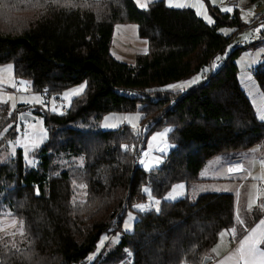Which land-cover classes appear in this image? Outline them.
Masks as SVG:
<instances>
[{
	"label": "trees",
	"instance_id": "obj_1",
	"mask_svg": "<svg viewBox=\"0 0 264 264\" xmlns=\"http://www.w3.org/2000/svg\"><path fill=\"white\" fill-rule=\"evenodd\" d=\"M209 11L213 23L191 7H169L165 0H148L146 8L135 0H0V64L13 63L16 77L44 97L87 84L71 108L61 107L65 111H29L43 117L48 133L33 167L25 165L21 149L9 152L7 142L16 131L9 127V109L0 104V215L9 212L17 219L0 232V264H83L102 234L120 231L124 212L145 197L141 186L146 184L158 198L179 181L188 193L162 201L159 212L140 214L133 231L121 234L115 245L108 241L92 264H124L125 250L130 264H202L204 257H214L222 231L240 234L242 218L246 227L250 224L235 192L189 196L208 161L244 156L264 141V121L240 86L234 60L242 46L232 45L245 26L237 10L212 6ZM118 24H134L146 41L133 63L110 52ZM220 27L234 31L223 34ZM227 51L223 65L197 85L184 92L166 88L210 69ZM252 75L264 97V54ZM136 109L143 125L154 122L147 135L171 127L174 147L150 171L131 161V145L141 135L127 127H99L106 112Z\"/></svg>",
	"mask_w": 264,
	"mask_h": 264
},
{
	"label": "rangeland",
	"instance_id": "obj_2",
	"mask_svg": "<svg viewBox=\"0 0 264 264\" xmlns=\"http://www.w3.org/2000/svg\"><path fill=\"white\" fill-rule=\"evenodd\" d=\"M135 2L138 8H146L148 0H135ZM170 2L173 5L182 4L184 5V7L193 8L197 13V15L200 16L207 23H209L208 22L209 19L213 21V18L209 11L210 7L212 6L218 7L221 11L229 12V13H232L235 10H237L238 16L241 22L245 26L240 31L238 37V41L241 43L242 49L240 50L239 54H237V56L234 58L238 67L237 76L240 86L246 92L255 110L257 118L259 120L264 121V97L257 84L256 79L252 75V68L256 66V64L260 61L262 55L264 54V39L260 42L258 41L261 40L259 38L261 37L262 32H264V19L259 21L255 20V22L256 21L258 22L255 23L253 21L254 22L253 24L250 22L252 19V15L255 12L264 11V0H259L257 2H250L249 0H165V4L168 6ZM141 5H143V7H141ZM175 8H182V7H175ZM224 9H229V11H224ZM219 31L222 32L223 34H229L234 30L231 27H220ZM119 46H120V42L119 41L117 42L116 38L112 39L111 51L113 48H114L113 49L114 53H116L117 50L118 51L121 50ZM226 53L228 55L229 51L224 52L222 53V55L218 56L219 58H221L219 61H217L218 57L213 60V64H218L217 67L218 69L223 65L224 61L226 60L227 57ZM200 75L201 73H195L188 78L168 84L166 88L168 89L169 85L181 84L185 81H188ZM204 77H202L201 80L204 79ZM82 84L85 85L82 93H80L79 95H69L67 98H65L64 95L65 93L70 94L73 89H78ZM30 87L31 86L28 80L22 77H16L13 63L8 62V63L0 64V104L6 105L7 108L9 109V113L12 117V120L9 123V127L11 126L14 127V130L16 131L15 137L7 142L8 150L12 155H14L17 149H21L23 155V161L27 167L30 166H28L26 163V158L24 155L25 150H28V159L34 160L35 161L34 165H35L36 164L35 153L42 146L44 141L47 139L48 133L43 122V117L41 115H37L35 120H23V121L18 119L19 115L21 113L29 112L34 107L39 108L41 112H52V113H60L61 107H65L69 109L71 108L74 99L80 98L85 94L87 89V84L86 82L82 81L75 85L63 88L58 94L54 96H50L48 101H45V97L42 94L33 92ZM151 96L154 97V95ZM21 101H28V103H21ZM13 105H15V107H13ZM18 105L21 106L18 108ZM53 108H55L56 110L53 111L52 110ZM142 117H143L142 111L138 109L110 111L103 114L99 122V127L102 130H115V129L127 127L135 135H140L143 127L147 126V130H148L149 125L154 123L153 121H150V123H146L143 125L141 123ZM111 125H118V127H112ZM168 130H171V127L169 125H164L150 131L148 135L146 132V135L143 138L140 137L144 145L143 153H147V156L144 158L145 164L152 163L153 157H162L164 162L166 155L169 153L170 149L172 148L169 147L172 144L169 140L170 131ZM159 133H165V135L163 137L158 136L156 140H152V137ZM34 144L38 145V147L33 148ZM137 145L138 144L131 145V150H134L135 146ZM158 148H165L166 152H160L157 150ZM222 158H223L222 155L213 158L208 163L206 167L207 169H204L201 172V174H205L209 172V173H218V175H222L221 177L228 176L229 173L226 171V168L224 167L222 168V174H220L219 172V165L221 163ZM244 159H245L244 163L246 164L251 163L250 169L244 172L245 176L250 177L248 183L249 185L248 187L250 190V201L251 202L260 201L261 198L264 199V141L256 146H253L247 152H245ZM163 162L159 164L157 167L161 166ZM140 167L144 171H150V170H146V168L141 164ZM180 185H183V187H179ZM144 187L150 188V186L146 184L141 186V189ZM174 188H175V192H173ZM229 189L234 191L233 186H228V183L226 182L204 181L193 184L191 187H189V196L195 197L198 194L203 193L205 191H224ZM169 193H173V195H176L177 193H182V195H179L176 199L184 197L186 195L185 183L182 181L174 183L161 198L154 197L151 192L150 194H145L141 191V194H143L145 197L143 199L141 198L136 199L134 202L131 203L130 207L126 209V211L124 212L120 231L110 236L106 233L102 234L98 242L96 243L95 248L87 256L83 264H92L94 261H96L99 258L102 249L104 248L105 244L108 241H110L111 246L116 244V242H114V238L117 235H119L120 238V235L125 233L124 222L128 220V214L131 213L132 216L134 217H138L140 214H142L141 212H139L138 209L134 207L135 205H147L153 199H155L161 201L159 205V209H160L162 201H164V197L167 196ZM257 206L260 207V205L258 204ZM134 222L135 220L131 222L132 223L131 231H133ZM16 224H17L16 217H13L9 212H6V215H2V216L0 215V232L8 228H12ZM105 236H107L108 239L103 241V247H98V245L101 244V241ZM104 264H108V263H104Z\"/></svg>",
	"mask_w": 264,
	"mask_h": 264
},
{
	"label": "crops",
	"instance_id": "obj_3",
	"mask_svg": "<svg viewBox=\"0 0 264 264\" xmlns=\"http://www.w3.org/2000/svg\"><path fill=\"white\" fill-rule=\"evenodd\" d=\"M131 37V38H130ZM116 38L117 42H120L119 48L121 50H117L116 53L113 52V49L110 52L112 56H114L116 59L120 61H124L127 63H133L135 60V57L137 54L144 52L146 47V41L142 40L137 35V28L134 24H118L115 26L113 31V38ZM112 47V45H111ZM244 156L235 157L233 159H227L222 158L221 163L219 165V172L222 174V168H226V171L229 173V165H232V168H239V171H235L233 173H229L226 177H221L222 175H218V173H205L201 174V172L204 169H207L208 163L211 161H208L202 170L200 171V178H202V181H212V182H226L228 183V186H233L234 191L231 189L224 190V191H232L238 194L239 200L241 203H244V209L242 211V214L244 216V221H248L247 223H250L247 227L243 224H241L242 227H245V229L238 234L236 232V238L233 239L231 235H226L223 238H221L220 234L216 241V243L213 246V255L214 257L206 264H242V262L239 261V253L236 252V250L239 247V242L244 239L245 236H251L255 237L257 239L264 237V226H261L257 228V225H259L260 220L264 219V209L261 208V205H264V199L261 198L260 201L257 202H251L250 201V190H249V180L250 177L245 176L244 172L246 170L250 169L251 163L246 164L244 163ZM249 166V168H248ZM212 174V175H211ZM220 176V177H219ZM187 186H186V194H187ZM252 205L251 209L249 210V205ZM260 205V207L257 206ZM243 221V218L241 219ZM253 228H256V232L253 233L251 230ZM222 232H225L222 231ZM221 232V233H222ZM260 247L264 249V246L261 244ZM231 257V259H228ZM259 257L256 259V264H259Z\"/></svg>",
	"mask_w": 264,
	"mask_h": 264
},
{
	"label": "snow or ice",
	"instance_id": "obj_4",
	"mask_svg": "<svg viewBox=\"0 0 264 264\" xmlns=\"http://www.w3.org/2000/svg\"><path fill=\"white\" fill-rule=\"evenodd\" d=\"M169 6L172 7H184V5L182 4H171V2L169 3ZM141 7H143V5H141ZM224 11H229V9H224ZM209 23H213V21L211 19L208 20ZM227 55V53H226ZM221 58H217V61H219ZM218 67V64H213L211 69H204L202 70V73L200 76L198 77H194L188 81H185L181 84H173V85H169L168 86V90H172V91H176V92H183L186 91L187 88L197 84L200 82L201 78L206 76L207 73L209 71H214L216 68ZM85 85H81L78 89H73L72 92L69 93H65V98H67L69 95H79L80 93L83 92ZM6 102V101H5ZM21 103H28V101H21ZM13 107H15V105H13ZM53 111H55L56 109L53 108ZM28 115H30V113H21L18 117L19 120L23 121ZM108 126V125H106ZM112 127H118V125H111ZM147 126L145 127L146 130ZM171 131V130H168ZM165 135V133H159L156 134L152 137V140H156L158 136L163 137ZM163 142V141H162ZM38 147V145L34 144L33 148ZM125 148V150H127V146H123ZM169 147H174V145H170ZM160 152H166L165 148H158L157 149ZM25 158H26V163L28 166H33L35 161L32 159H28V150H25ZM144 155H147V153H144ZM142 166H144L146 168V170H153L154 168H156L159 164H161L163 162V158L162 157H153L152 163L150 164H145L144 160H139L138 161ZM239 168H230L228 171L229 173H233L235 171H239ZM179 187H183V185H180ZM141 191L145 194H150L151 189L149 187H144L141 189ZM173 192H175V188L173 189ZM39 194V190L37 189V195ZM179 195H182V193H177L176 195H173V193H169L167 196L164 197V200H174L176 199ZM161 201L159 200H155L153 199L149 204L147 205H135L134 207L136 209L139 210V212L143 213L145 211H151V210H155L156 212H159V205H160ZM252 205H249V210L251 209ZM261 208L264 209V205H261ZM138 219V217H134L132 216L131 213L128 214V220H126L124 222V231L125 232H129L131 231V227H132V221ZM237 220L239 221V216L237 215ZM241 224H243V221H239ZM264 226V219L260 220L259 225H257V228ZM245 231H247V229H245ZM253 233L256 232V228H253L251 230ZM226 235H231L233 239L236 238V232L235 229H229V230H225V232L220 233L221 238H223ZM108 237L105 236L102 241L101 244L98 245V247H103V241L107 240ZM114 242L118 243L119 242V235H117L114 238ZM261 244H264V237H261L259 239L255 238V237H251V236H245L244 239H242L239 242V247L236 250L237 253H239V261L242 262V264H256V259L257 257H259V264H264V249H262L260 247ZM126 252V256L128 257V260H126L124 262V264H130V259H131V253L129 250H125ZM228 259H231V257H229ZM221 264H223V262H221Z\"/></svg>",
	"mask_w": 264,
	"mask_h": 264
},
{
	"label": "built area",
	"instance_id": "obj_5",
	"mask_svg": "<svg viewBox=\"0 0 264 264\" xmlns=\"http://www.w3.org/2000/svg\"><path fill=\"white\" fill-rule=\"evenodd\" d=\"M262 19H264V11H258L252 15V19L250 22H253L255 20H262ZM236 46H242V45L239 42L233 43L232 47H236ZM212 65H213V61L211 62L210 69H211ZM211 72H213V71H211ZM45 98L47 100H49L50 97L48 95H46ZM173 102H175V99L174 98L170 99V104H172ZM61 111H65V108H61ZM147 131H148L147 128H146V130H145V127L142 128L141 133H140L141 138H143L146 135ZM143 149H144V145H143V141L141 139L140 142L138 143V145L135 147L134 152H133V157L131 160L133 166H140V163L138 161L141 159L144 160V158L147 156V155H144ZM229 168H232V165H229Z\"/></svg>",
	"mask_w": 264,
	"mask_h": 264
},
{
	"label": "water",
	"instance_id": "obj_6",
	"mask_svg": "<svg viewBox=\"0 0 264 264\" xmlns=\"http://www.w3.org/2000/svg\"><path fill=\"white\" fill-rule=\"evenodd\" d=\"M25 113H30V112H25ZM35 119H36V116L30 113V115H28L24 120H35ZM210 260H211V257H204L202 260V264H206Z\"/></svg>",
	"mask_w": 264,
	"mask_h": 264
}]
</instances>
